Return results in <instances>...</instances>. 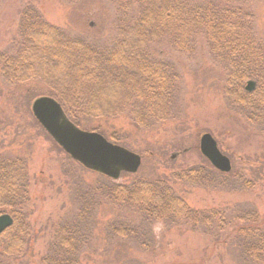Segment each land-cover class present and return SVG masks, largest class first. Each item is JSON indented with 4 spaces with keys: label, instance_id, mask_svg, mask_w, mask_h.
<instances>
[{
    "label": "trees",
    "instance_id": "trees-1",
    "mask_svg": "<svg viewBox=\"0 0 264 264\" xmlns=\"http://www.w3.org/2000/svg\"><path fill=\"white\" fill-rule=\"evenodd\" d=\"M111 1L118 10L114 33L96 39L48 23L33 6L23 8L16 41L0 52L2 81L42 83L45 94L79 128H88L86 121L91 119L125 117L146 129L172 116L181 81L175 66L154 48L165 44L177 53L191 54L203 39L224 66L223 92L230 106L249 123L264 125V39L255 31L250 0ZM28 168L25 158L0 154V215L13 220L0 234V264L29 251L34 239ZM207 168L188 167L171 173L169 179L136 176L123 183L92 171L96 178L78 191L76 213L53 229L40 264L80 263L94 207L102 201L134 210L146 223L167 221L219 231L231 226L244 256L263 260L264 226L255 210L241 211L231 219L225 209H192L175 192L172 181L192 186L214 183L213 169ZM107 228L120 237L140 232L121 221ZM141 244L148 246L146 240Z\"/></svg>",
    "mask_w": 264,
    "mask_h": 264
},
{
    "label": "rangeland",
    "instance_id": "rangeland-1",
    "mask_svg": "<svg viewBox=\"0 0 264 264\" xmlns=\"http://www.w3.org/2000/svg\"><path fill=\"white\" fill-rule=\"evenodd\" d=\"M248 5L255 15V31L264 39V0H250ZM26 6L37 8L48 23L87 39L112 35L118 16L111 0H0V52L16 41L20 13ZM154 49L161 50L160 55L180 74L172 116L146 129L125 117L87 120L88 128L81 129L93 128L107 141L140 156L138 170L121 173L117 183L136 176L169 179L171 173L188 167H212L214 183L192 186L171 180V185L192 209H225L231 219L241 211L255 210L264 226V125L249 123L230 106L223 92L224 66L203 39L191 54L177 53L165 44ZM45 93L38 81L7 84L0 78V154L20 156L28 163L34 234L29 251L17 259H3V264H40L53 229L76 213L78 191L86 190L96 178L35 122L31 104ZM204 133L211 134L229 158L231 170L226 177L215 173L225 172L201 154L199 139ZM93 211L79 264H264V259L256 262L244 256L231 226L219 231L167 221L146 223L134 210L105 201ZM114 221L136 226L140 232L114 235L107 228ZM143 240L147 247L142 246Z\"/></svg>",
    "mask_w": 264,
    "mask_h": 264
},
{
    "label": "water",
    "instance_id": "water-1",
    "mask_svg": "<svg viewBox=\"0 0 264 264\" xmlns=\"http://www.w3.org/2000/svg\"><path fill=\"white\" fill-rule=\"evenodd\" d=\"M31 112L51 138L84 168L117 179L121 172L134 173L140 165V156L119 145L108 142L97 132L84 131L66 117L61 105L52 97L40 96L31 104ZM199 150L221 172H229L230 161L223 155L209 133L199 139ZM8 214L0 215V234L11 226Z\"/></svg>",
    "mask_w": 264,
    "mask_h": 264
}]
</instances>
